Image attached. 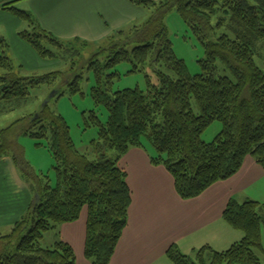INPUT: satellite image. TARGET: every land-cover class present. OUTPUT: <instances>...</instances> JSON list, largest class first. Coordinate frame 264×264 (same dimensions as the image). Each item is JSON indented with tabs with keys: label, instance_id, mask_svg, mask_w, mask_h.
Here are the masks:
<instances>
[{
	"label": "trees",
	"instance_id": "obj_1",
	"mask_svg": "<svg viewBox=\"0 0 264 264\" xmlns=\"http://www.w3.org/2000/svg\"><path fill=\"white\" fill-rule=\"evenodd\" d=\"M128 2L150 11L148 20L134 27L126 41L108 38V46L99 49L87 65L94 78L91 98L108 113L105 124L95 115L91 117L98 137L91 143L94 158L75 149L65 119L48 108L0 130V163L9 159L20 175L36 180L32 191L37 198L9 234L0 237V264H75L71 245L58 239L52 248H43L40 241L46 232L78 222L85 208L83 255L90 264H110L128 224L132 194L127 173L119 163L131 149L153 150L154 155L149 154L151 164L168 171L175 192L184 201L232 179L247 157L264 172V68L261 70L255 59L260 58L264 42V0ZM14 3L2 5L0 11L29 24L30 32L18 34L39 57H80L87 43L80 44L77 39L73 44L58 42L28 11ZM172 10L203 47L204 74L191 76L185 63L176 57L164 24ZM42 39L55 45L57 52L42 45ZM133 43L128 52L127 47ZM8 49L6 40L0 38V113L26 103L31 90L54 86L60 75L51 72L24 77L22 67L14 66L8 57ZM103 53L107 57L100 60ZM121 62L133 65L131 73L149 65L158 75V85L147 79L146 93L138 88L114 91ZM218 65L227 76L218 75ZM78 90L75 82L71 91ZM216 122L221 124L220 133L204 143L201 137ZM18 134L47 141L55 162L53 185L47 176L39 178L26 162L23 148L15 140ZM109 151L115 152V158L109 159ZM222 214L230 228L241 231V241L223 252L205 245L195 251L194 258L170 246L166 250L170 263L262 264L259 254L264 256V204L248 199L239 203L230 198Z\"/></svg>",
	"mask_w": 264,
	"mask_h": 264
},
{
	"label": "rangeland",
	"instance_id": "obj_2",
	"mask_svg": "<svg viewBox=\"0 0 264 264\" xmlns=\"http://www.w3.org/2000/svg\"><path fill=\"white\" fill-rule=\"evenodd\" d=\"M30 0H23L16 3V7L20 10H28L34 16L36 22L39 23L40 27L48 34H51L60 43H71L73 44L76 38L77 42L87 43L85 48L80 54V57H74L70 54L65 57V59L50 58L43 59L39 57L19 36V32L31 31V27L28 23H21V26L14 32V35L9 33H4L3 28L0 29V37H4L6 43L9 46L8 57L11 58L14 66L22 65L21 75L27 76H41L51 74V72H57L60 75L56 77V84L54 86H42L38 89L31 90V96L26 103L15 106L13 110H6V112L0 113V130L5 129L7 126L15 123L17 120L29 117L30 115L36 117L42 109L48 108L49 111L55 115L61 116L65 119L67 125L70 128V137L73 140L74 147L80 153L86 154L89 159H93L95 153L92 149V141L97 140V128L93 125L92 115H95L99 121L103 124L106 123L108 119V113L102 105H96L91 98L90 88L94 85L93 72L87 67L88 61L91 57L96 54L99 49L106 48L110 42L108 38H113L114 42L126 41L131 36V31L133 28L141 27L149 18L151 14L150 11L145 8L133 6L128 0H125L127 9L122 8L123 13L113 19L112 14L108 9H106L104 0H80V3H86L92 12V20L89 22L90 25L84 28L77 27L73 23H69L68 13L71 10L73 3L78 4L79 0H59L58 5L55 8V12L52 15L43 14L37 15L35 10L29 5ZM159 2L162 0H153ZM115 10V9H114ZM166 28H168V39L172 43V49L178 59H181L185 63L188 74L191 76L201 75L203 73V60L205 59V51L201 44L192 33V29L189 28L178 16L175 10H172L166 15L164 20ZM122 31L123 34L119 35ZM41 44L47 49L57 52V47L50 43L49 41L43 40ZM79 44V46H80ZM134 43L127 47V51L130 52L134 47ZM260 58L256 57L257 66L262 70L264 68V42L261 44V49L259 51ZM107 57L106 53L100 54L99 59L103 60ZM119 73V79L114 81L112 89L114 91H122L123 89H134L138 88L142 92L147 91V79L153 86L158 85V75L154 73L149 65H146L143 70L139 69L133 73V65L121 62L117 67ZM218 75L227 76V74L222 72V68L218 65ZM75 82L78 83V92L72 93ZM14 105V103H13ZM2 106H5L4 104ZM8 106V105H7ZM194 109L195 105L193 106ZM221 130V124L219 122L210 125L201 140L204 143H210L214 140ZM21 147L23 148L24 158L30 167L34 170V173L42 179L43 176H47L50 183L53 185L55 182L54 167L55 162L50 152L47 150V141L45 139L36 140L28 138L18 134L16 139ZM146 139H143V141ZM147 143H145L146 145ZM149 150L150 146L147 145ZM145 152L144 149H141ZM155 153L153 150H151ZM148 153V152H147ZM109 159L115 158L116 154L114 151H109L107 153ZM123 160V158H122ZM131 155L125 157L123 161L124 164H131ZM23 176L22 179L26 182L27 186L31 188L36 187V180H27ZM25 177V178H24ZM254 176L251 177V179ZM43 180V179H42ZM255 180V179H254ZM249 179L246 180L243 186V190L239 194H232L231 199L236 201L244 202L245 199L257 201L260 204H264V177L258 178L254 184L248 185ZM237 187V184H235ZM210 189L209 193L205 196L208 199L213 198L215 194H221V190ZM203 199V198H202ZM229 200V199H228ZM227 200V201H228ZM184 201V200H182ZM206 199L197 201H186V204L178 210L180 214L177 217V225L185 227L182 234L177 238L187 240V238L196 235L197 239L203 237V220H198L190 229L187 228L190 220L195 221L197 219L196 213L204 204ZM226 201V202H227ZM194 202V203H191ZM223 202L220 206V211L217 212L219 208H216L215 212L212 214V221L216 223L210 224V228H215L217 226L220 230V225L224 226V229L230 233L222 234L223 241H219V246L217 249L228 250L234 243L241 241L243 234L241 231L233 230L229 228L223 219V210L226 205ZM227 204V203H226ZM224 205V206H223ZM212 213V212H211ZM222 215V220H221ZM87 209L85 208L80 216L78 222L73 225L66 226L64 230L63 237H60L59 233L54 231L46 232V235L40 241V245L43 248H52L53 244L58 241V238H69V242L72 244V249L76 258L75 264H81L82 256L80 255L82 248L84 247L85 238V223H86ZM187 224V225H186ZM13 225L10 227H0V237L7 236ZM187 226V227H186ZM220 228H219V227ZM63 229V228H62ZM232 229V230H230ZM61 231V230H60ZM262 236V246L264 247V226L261 229ZM81 237V241H79ZM205 246V245H203ZM190 247L192 244H187L188 253H184L186 256L194 258L196 255L195 251H191ZM201 248V246L199 247ZM196 249V251L199 250ZM212 248V247H210ZM178 249V248H177ZM213 249V248H212ZM179 250V249H178ZM180 251V250H179ZM217 251V250H216ZM182 252V251H181ZM183 253V252H182ZM259 257L264 264V256L259 254ZM167 258V255H166ZM163 264V263H157ZM165 264H171L167 258Z\"/></svg>",
	"mask_w": 264,
	"mask_h": 264
},
{
	"label": "crops",
	"instance_id": "obj_3",
	"mask_svg": "<svg viewBox=\"0 0 264 264\" xmlns=\"http://www.w3.org/2000/svg\"><path fill=\"white\" fill-rule=\"evenodd\" d=\"M12 1L16 3L23 2V0H0V7L4 4L12 3ZM104 1H106L104 5L106 9L109 12L111 9L110 14H112L111 17L113 19H117L123 13L122 8H128L125 0ZM149 1L153 2V0ZM16 3H14L15 7ZM58 3L59 0L29 1L30 7L40 16L43 14H54ZM28 12L31 14L30 11ZM91 18L92 12L86 3H80L79 0L78 4H72L71 10L68 13L69 23L84 28L90 25ZM20 26L21 22L14 16L6 11H0V29L3 28L4 33L14 35V32ZM18 66L22 67V65ZM148 152H143L140 148L131 149L119 163L121 169L127 173L126 181L132 194V202L128 211L127 227L121 239L118 241L119 243L114 252L115 255L110 264H165L167 260L166 250L170 246L177 247L184 254L188 253L186 251L188 249V243L192 244V247H190L191 251H196L200 246L203 247V245H206L221 252L222 250L217 249V246H219L218 242L223 241L221 235L224 233L228 235L230 232L228 231L229 229L225 230L222 225H220L221 228L218 226L220 230L216 226L210 232L208 231V228L211 227L210 224L216 223V221H212L213 211L215 212L216 208H219L217 210L219 212L222 209H220L221 204L224 202V205H226V201L232 197V194L241 193L243 190L241 186L244 185L247 179H249L248 185H250L254 184L258 178H263L264 172L262 168L251 157H247L243 163V168L232 179L217 183L209 188V190H221L220 195L216 193L213 198L208 199V197H205L209 193V190H207L197 198L190 199L193 201L206 199L196 213L197 219L195 221L190 220L187 222L188 227L186 226L190 229L198 220H203L204 235L198 239L196 235H193L187 238V240H184L177 238L183 233L185 227L177 225L176 220L180 214L178 210H180L183 204H186V201L190 200L182 201L180 199L174 190V181H172L168 171L161 165L153 166L149 154L154 155V153L151 150ZM128 155H131L132 159L130 165H127V163L124 164L123 162ZM252 176H254L253 178L255 180L251 179ZM235 184H237V187ZM33 203H37V199L31 188L22 179L14 164L9 159L1 162L0 227L4 226L7 228L14 225L15 222L22 218ZM75 223H70L69 225ZM69 225L59 226L54 232L59 233L60 237H63L64 230ZM58 239L62 240L61 238ZM70 240L64 237L62 241L72 246L69 242ZM79 241H81V237H79ZM80 255L82 256L81 264H90L83 255V248Z\"/></svg>",
	"mask_w": 264,
	"mask_h": 264
},
{
	"label": "water",
	"instance_id": "obj_4",
	"mask_svg": "<svg viewBox=\"0 0 264 264\" xmlns=\"http://www.w3.org/2000/svg\"><path fill=\"white\" fill-rule=\"evenodd\" d=\"M35 198H36V196H35ZM37 199V198H36Z\"/></svg>",
	"mask_w": 264,
	"mask_h": 264
}]
</instances>
